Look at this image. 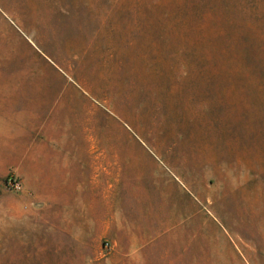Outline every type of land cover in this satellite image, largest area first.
I'll list each match as a JSON object with an SVG mask.
<instances>
[{"label":"rangeland","instance_id":"rangeland-1","mask_svg":"<svg viewBox=\"0 0 264 264\" xmlns=\"http://www.w3.org/2000/svg\"><path fill=\"white\" fill-rule=\"evenodd\" d=\"M0 264H264V0H0Z\"/></svg>","mask_w":264,"mask_h":264},{"label":"built area","instance_id":"built-area-1","mask_svg":"<svg viewBox=\"0 0 264 264\" xmlns=\"http://www.w3.org/2000/svg\"><path fill=\"white\" fill-rule=\"evenodd\" d=\"M9 184H10L14 189H16V190L21 189V184H20V182L14 180V179H11L10 182H9Z\"/></svg>","mask_w":264,"mask_h":264},{"label":"crops","instance_id":"crops-1","mask_svg":"<svg viewBox=\"0 0 264 264\" xmlns=\"http://www.w3.org/2000/svg\"><path fill=\"white\" fill-rule=\"evenodd\" d=\"M6 133H8V132H6Z\"/></svg>","mask_w":264,"mask_h":264},{"label":"bare ground","instance_id":"bare-ground-1","mask_svg":"<svg viewBox=\"0 0 264 264\" xmlns=\"http://www.w3.org/2000/svg\"><path fill=\"white\" fill-rule=\"evenodd\" d=\"M15 133V132H14Z\"/></svg>","mask_w":264,"mask_h":264}]
</instances>
